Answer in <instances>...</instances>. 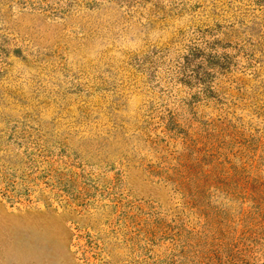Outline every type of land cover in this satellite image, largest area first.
Returning a JSON list of instances; mask_svg holds the SVG:
<instances>
[{"label": "rangeland", "instance_id": "rangeland-1", "mask_svg": "<svg viewBox=\"0 0 264 264\" xmlns=\"http://www.w3.org/2000/svg\"><path fill=\"white\" fill-rule=\"evenodd\" d=\"M0 264H264V0H0Z\"/></svg>", "mask_w": 264, "mask_h": 264}, {"label": "trees", "instance_id": "trees-1", "mask_svg": "<svg viewBox=\"0 0 264 264\" xmlns=\"http://www.w3.org/2000/svg\"><path fill=\"white\" fill-rule=\"evenodd\" d=\"M199 59V60H198ZM212 60H214V55L212 52H208L206 49H204L202 46L200 45H195L193 47H191V49L189 50L188 53L185 54L184 59H183V67H184V72L186 73V69L187 68H193L196 67L194 70L192 69V71H196L197 74L200 76V80L204 81V83H206V72L207 71L205 68V65L207 62L212 63ZM197 65L202 67V71L201 69L198 70L197 69ZM189 76V75H188Z\"/></svg>", "mask_w": 264, "mask_h": 264}]
</instances>
